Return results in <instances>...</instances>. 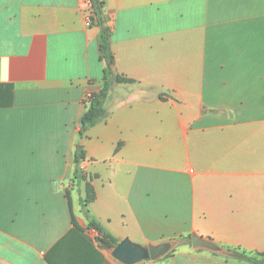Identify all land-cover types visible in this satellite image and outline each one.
Returning <instances> with one entry per match:
<instances>
[{
  "label": "crops",
  "instance_id": "1",
  "mask_svg": "<svg viewBox=\"0 0 264 264\" xmlns=\"http://www.w3.org/2000/svg\"><path fill=\"white\" fill-rule=\"evenodd\" d=\"M103 1L108 115L79 136L104 83L89 1L0 0V264H122L86 182L118 242L174 244L134 264H252L227 247L264 252V0Z\"/></svg>",
  "mask_w": 264,
  "mask_h": 264
},
{
  "label": "trees",
  "instance_id": "2",
  "mask_svg": "<svg viewBox=\"0 0 264 264\" xmlns=\"http://www.w3.org/2000/svg\"><path fill=\"white\" fill-rule=\"evenodd\" d=\"M90 6V19L91 23L97 25L100 29V59L105 63L104 67V83L101 89L98 92H92L91 97L89 98V105L85 112L83 113L80 121V129L79 136H82L84 132L91 126L95 125L97 122L105 119L108 115L105 110L103 103L107 95V91L109 88V76L112 72V65L114 63V55L110 46V27L107 24V18L104 14V1L103 0H88ZM114 80L116 82H125L130 83L133 82V79L125 77L123 75L116 74L114 76ZM83 152L81 147H77L75 152V178H85L84 174H82L81 170L78 167L79 161L83 158ZM94 199V192L92 186L89 182H86V196L83 199L82 207L83 212L85 213L88 223V229H94L98 232L97 240L100 245L106 248H113L118 244V240L109 235L107 232L103 230L101 225L94 219L90 218L88 214V210L86 209L87 204ZM73 222V231L81 230L80 226L75 222L74 218ZM190 238V235H188ZM228 250H236L239 255L243 258H246L252 264H264V252H250L245 250H240L238 248L227 247ZM240 250V252H239Z\"/></svg>",
  "mask_w": 264,
  "mask_h": 264
},
{
  "label": "water",
  "instance_id": "3",
  "mask_svg": "<svg viewBox=\"0 0 264 264\" xmlns=\"http://www.w3.org/2000/svg\"><path fill=\"white\" fill-rule=\"evenodd\" d=\"M191 242L193 247L205 246L213 250L219 249L212 241L203 239L195 233L191 234ZM171 247V242L141 245L129 238H124L112 248L111 255L122 264H134L145 259L155 260L168 252Z\"/></svg>",
  "mask_w": 264,
  "mask_h": 264
},
{
  "label": "built area",
  "instance_id": "4",
  "mask_svg": "<svg viewBox=\"0 0 264 264\" xmlns=\"http://www.w3.org/2000/svg\"><path fill=\"white\" fill-rule=\"evenodd\" d=\"M87 23H91V19H90V15L87 17ZM91 97V92H88L87 94H86V97H85V99L86 100H89V98ZM92 233L93 232V234H91V235H93L95 238H97V236H98V232L96 231V230H94V229H88V233Z\"/></svg>",
  "mask_w": 264,
  "mask_h": 264
},
{
  "label": "rangeland",
  "instance_id": "5",
  "mask_svg": "<svg viewBox=\"0 0 264 264\" xmlns=\"http://www.w3.org/2000/svg\"><path fill=\"white\" fill-rule=\"evenodd\" d=\"M87 232H88V231H87ZM88 234H93V232H92V233L90 232V233H88ZM185 240H186V242L190 243V238L187 237ZM173 245H174V244H172V247L170 248V250L173 248ZM170 250H169V251H170Z\"/></svg>",
  "mask_w": 264,
  "mask_h": 264
}]
</instances>
